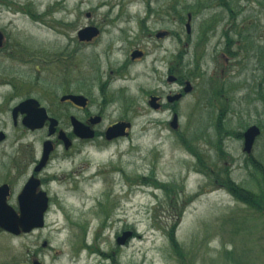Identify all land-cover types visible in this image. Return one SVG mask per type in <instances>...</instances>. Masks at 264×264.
Masks as SVG:
<instances>
[{
  "label": "rangeland",
  "instance_id": "obj_1",
  "mask_svg": "<svg viewBox=\"0 0 264 264\" xmlns=\"http://www.w3.org/2000/svg\"><path fill=\"white\" fill-rule=\"evenodd\" d=\"M171 1L0 0V30L35 53L75 50L79 29L90 23L103 33L80 48L78 58L87 55L85 59L103 63L112 49L111 60H122L135 45L148 52L105 89L96 83L77 89L92 96V113L103 109L99 129L126 119L132 124L130 133L114 143L104 137L77 141L65 159L59 158L64 149L56 150L49 175L57 177L43 188L49 196L46 224L18 236L0 229V264H264V173L251 164L239 135L249 125H262L252 155L264 166V0H224L227 6L206 0L211 1L209 9L197 16L194 37L208 17L218 14L221 22L202 60L205 77L195 79L194 90L178 103L177 129L170 126L173 111H154L148 104L150 92L177 88L164 74L166 51L176 50L174 43L145 36L179 28L166 14ZM201 1L184 0L192 8ZM240 29L247 51L234 43ZM226 30L234 40L230 49L239 52L236 66L227 52ZM192 53L191 46L189 57ZM19 59L0 52V105L12 91L10 81L18 88L67 82L43 70L38 59ZM29 96L40 97L35 91ZM25 97L20 91L17 100ZM6 115L0 114L8 134L0 161L22 146L23 158L41 150L44 133H24ZM225 170L230 174L217 175ZM228 177L259 195L262 210L238 201L222 186ZM22 187L20 179L8 200L17 210ZM126 230L134 237L119 245L117 238Z\"/></svg>",
  "mask_w": 264,
  "mask_h": 264
},
{
  "label": "flooded vegetation",
  "instance_id": "obj_2",
  "mask_svg": "<svg viewBox=\"0 0 264 264\" xmlns=\"http://www.w3.org/2000/svg\"><path fill=\"white\" fill-rule=\"evenodd\" d=\"M211 1L207 3L206 0H203L201 1V3L195 5L192 8L188 3L184 2V0H172V3H170L167 7L166 14L170 22L174 21L175 24H177L176 26H178L179 28L173 29L172 26H169L166 27L164 30H159L157 32L153 31L151 34L145 35L147 38L153 36L152 38H155L157 40V43L172 41L176 47V50L174 51H166V58L168 59V64L164 72L166 77L165 81L170 85H176V91L169 90L167 93H161L159 91H154L152 93L150 92L148 101V104L154 111H159L162 109H169L173 111V118L170 121L171 127V123L174 117L177 115V127H172L173 129H177L179 127V114L177 108L178 103L182 99H184L186 95H188L194 90V80L204 78L206 75V72L202 69V60L204 59L205 52L208 49V45L212 39V36L216 32L217 25H219L221 22V17L216 14L205 19L200 25L197 37H194V25L197 16L200 13H203L204 11L209 9ZM221 1L224 2V0ZM224 3L227 6L228 3ZM229 10H232V8L229 7ZM90 25L96 26L100 30V33L96 38L90 41H82L78 38L77 33L78 41H75V50L68 51L67 49H65V51L61 50L59 52H49L45 50L42 52L35 53V50H30L27 46L24 45L22 41L16 40L14 38L12 39V37L8 36L5 31L0 30L3 34V42L0 46V52L5 53L8 57L11 58H20L19 60L24 58V56L26 59H38L40 60V64H42L43 70L51 72L56 76L62 75L63 78L67 80V82L65 83H58L56 85L51 84L49 86L45 85L38 87L35 84V87L29 88L26 85H24L23 88H18V84L10 81V83L12 84V91L11 93L5 95L6 97L4 99V102L2 103V105H0V114H7L5 119L7 121H11L15 128L20 129L24 133H44V137L40 142L42 144L41 150H39L38 152H32L31 154L27 155L26 158H23L21 156V150H23L25 146H22L19 147L13 157L6 156L7 160L0 161V186L5 184L9 185L11 191L10 196L12 194L15 184L18 183L20 179L21 181L23 180V189L32 177H35L40 181L38 191H44L43 188L52 180L56 179L55 177H57V175L54 173L52 175H49L51 174L49 169L57 158L55 156L56 150L59 147L63 148V155L59 158L65 159L66 156H69L70 154L68 151L75 146L77 141L86 143L93 140L81 139L75 135L72 122L73 117L77 118L79 121L83 122L86 125H91L92 128L95 129L96 136L94 139L98 137L105 138V131L109 126L117 122L128 121L126 119H118L109 124L105 129H99L98 126L103 122V109L101 108V112H99L98 114L92 113L90 111V107L93 104L92 96L88 93L83 94L77 89L86 88L87 90L93 86V83H96L99 85L100 88L105 89L111 79H113L114 77L119 78L120 75L125 71L126 74L129 73L130 67L133 63L143 60L147 56V49L141 48L139 45H135L126 53L125 59H117L115 61L111 60L112 49H108L106 52L107 57H105L104 61L105 65L104 62L101 63V61L95 58L85 59V57H88L87 55L85 57L82 56L78 58L77 54L79 52V49L82 47H88L93 43L97 42L98 37L101 36L103 33L102 27L95 23L87 24L84 27ZM230 25L232 24L230 23ZM235 32H237V29L235 30ZM242 32L243 31H241L240 29V32L238 34L240 39H236L235 42L229 37V33L227 32V30L223 34L227 46V52L231 55V58L234 60L231 66H236V57L239 52L237 53V51L231 50L230 47L233 45V42L236 46H242L244 44L243 41L247 39V37H245L244 39ZM248 41H250V39H248ZM191 46L193 47V53L192 57H189ZM243 48L247 51V45H244ZM120 51H122V48H120ZM135 51H140L142 54L136 58H133L132 54ZM89 55L92 56L91 54ZM108 57H110L109 60ZM223 57H225V55ZM84 65L86 66L85 68L83 67ZM74 74H77L79 75L78 77H80V83L78 86H82L83 84L84 86L76 88L77 85H75V81L78 77H73L72 75ZM104 74H106V80L102 79ZM68 82H72L71 85H68ZM31 85L34 84L32 83ZM60 88H62L61 92L59 91ZM187 88H189L190 90H187ZM20 91H23L27 95V97L18 101L17 99L18 95L20 94ZM34 91L39 94V98L29 96L30 92ZM60 93L62 94L61 97H59ZM65 95H83L88 98V104L86 107H82L75 104L71 100L62 101V97ZM42 96H47L50 99H44ZM174 96H179V98L171 100V98H173ZM152 97L156 98L155 104L157 105V107L152 106L150 104V100ZM29 99H33L37 102L33 103L32 109L36 110L39 115H41L40 109L44 108L46 111L48 118H46L44 126L42 128L31 129L24 124V120L29 117L28 111L19 110L15 112V109L22 102ZM75 111H82L84 114L83 116H81ZM96 116H100L101 121L98 124L92 125L91 119ZM51 119H55L58 123L56 125V131L52 135H50V126L52 123ZM252 125H257L261 129V134L257 137V141L258 138H260V136L262 135V125L259 123ZM252 125H249L245 129V131ZM61 131H64L68 138H70V140L72 141V146L69 149H66L64 142L59 139V134ZM245 131L242 132L243 140ZM0 133H4V138L2 141H0L1 149L8 139V134L4 126V120L2 118H0ZM120 138H116L111 141L105 138V140L109 143H114ZM47 140L52 141L54 149L49 155V158L47 159L45 164L42 166V168L37 171L36 169L40 165L43 158L44 143ZM252 152L249 155H252Z\"/></svg>",
  "mask_w": 264,
  "mask_h": 264
},
{
  "label": "water",
  "instance_id": "obj_3",
  "mask_svg": "<svg viewBox=\"0 0 264 264\" xmlns=\"http://www.w3.org/2000/svg\"><path fill=\"white\" fill-rule=\"evenodd\" d=\"M90 16V13L88 14ZM100 33L98 27L90 25L86 26L78 31V38L82 41H90L96 38ZM3 42V34L0 31V46ZM142 53L140 51H135L132 54L133 58L140 56ZM187 90H190L187 88ZM179 96H174L171 100L178 99ZM71 100L75 104L86 107L88 104V98L83 95H65L62 97V101ZM156 98L152 97L150 104L156 106ZM33 103H37L33 99L26 100L22 102L16 109V111H28L29 117L24 120V124L31 129H39L44 126L47 117L44 108L40 109L41 115L32 109ZM52 123L50 126V135L56 131V125L58 124L55 119H51ZM101 121L100 116L93 117L91 119V124L95 125ZM74 133L77 137L81 139L91 140L96 136V131L91 125H86L79 121L77 118L72 119ZM178 122L177 115L172 121V127L176 128ZM132 127L131 122L121 121L109 126L105 131V138L109 141L120 137H127L129 135V129ZM261 134V129L257 125L250 126L244 133V151L250 154L253 150L255 141L257 137ZM4 138V133H0V141ZM59 139L65 144V148L69 149L72 146V141L64 131L59 134ZM54 146L52 141L47 140L44 143V153L43 158L36 169L39 171L45 164L49 155L53 151ZM40 181L39 179L32 177L27 184L24 186L22 191L18 195V210L11 206L8 202L10 196V186L5 184L0 186V228L12 235L18 236L22 233L27 234L36 229H41L46 224V213L49 209V196L45 191H38ZM134 232L132 230L124 231L118 238L117 243L119 245H125L128 240L133 238ZM47 243H44L46 246ZM24 264H41L40 261L35 260L32 263Z\"/></svg>",
  "mask_w": 264,
  "mask_h": 264
},
{
  "label": "trees",
  "instance_id": "obj_4",
  "mask_svg": "<svg viewBox=\"0 0 264 264\" xmlns=\"http://www.w3.org/2000/svg\"><path fill=\"white\" fill-rule=\"evenodd\" d=\"M260 96L264 99V93L260 92ZM223 120H224V113H221L216 118V127L219 130H222V128H223ZM239 135L243 136L242 134H239ZM192 148L193 147H190V145H189V149L195 155L198 156V153ZM219 150L221 152H223L221 147H219ZM198 158L202 159L199 156H198ZM249 158L251 159V164L256 168V170H260L261 172L264 173L263 164L260 163L254 155H249ZM221 174L229 175L230 172L228 170H225L224 172H218L217 175H221ZM158 184H160V187H167L163 183H158ZM222 186L226 187L234 195V197L238 201L248 205L250 208H252V209H254L256 211H261L262 210V208H263V200L261 199V197L259 195H256L255 193H253L251 190H247V189L239 186L234 181H232L230 177H228L225 181L222 182ZM226 253L230 254L229 252H226Z\"/></svg>",
  "mask_w": 264,
  "mask_h": 264
}]
</instances>
